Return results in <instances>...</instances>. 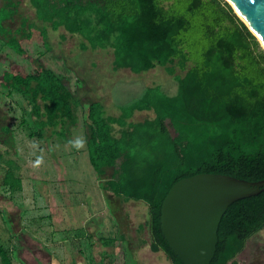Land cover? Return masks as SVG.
<instances>
[{"label":"trees","instance_id":"1","mask_svg":"<svg viewBox=\"0 0 264 264\" xmlns=\"http://www.w3.org/2000/svg\"><path fill=\"white\" fill-rule=\"evenodd\" d=\"M19 0H3L0 31L7 48L25 51L3 26ZM36 19L53 31L78 34L85 50H112V67L133 73L156 66L175 77V96L146 98L109 117L100 102L85 112L86 146L99 187L122 202H142L151 252L184 264L169 246L161 222L163 201L179 180L200 173L264 180V51L225 0H29ZM22 24L16 34L26 37ZM9 30V31H8ZM46 39L47 27L42 30ZM21 34V35H22ZM177 71L179 73H177ZM1 86L23 96L41 137L75 119L73 93L53 70L4 72ZM136 111L152 119L131 120ZM172 128L174 135L171 134ZM10 134V128H3ZM107 171H110L106 177ZM11 193L21 180L6 170L1 183ZM264 229V191L230 204L217 229L209 264H237L247 241ZM125 240V236L120 239ZM0 260L12 264L0 246Z\"/></svg>","mask_w":264,"mask_h":264},{"label":"rangeland","instance_id":"2","mask_svg":"<svg viewBox=\"0 0 264 264\" xmlns=\"http://www.w3.org/2000/svg\"><path fill=\"white\" fill-rule=\"evenodd\" d=\"M26 22L33 25V31L27 33L35 34L29 40L22 33L16 34ZM3 26L22 41L25 51L21 56L9 50L7 37L0 31V183L9 169L22 184V190L14 193L0 184V246L9 252L12 264L16 261L14 243L23 244L17 251L21 264H32L33 256L44 262L49 249H45L46 236L64 241V248L60 243L54 254L60 258L66 253L67 264H73L77 251L89 261L92 252L97 257L105 250L99 244L95 248L90 245L93 242L87 228L98 223H103V237L116 235L120 239V234H124L128 238L129 248L122 249L119 241L117 250L111 249L117 251L120 260L123 258V264H136L134 254L149 264H170L162 252L149 249L147 230L141 228L147 218V206L142 202H122L100 189L88 159L85 108L100 102L105 115L114 117L120 107L127 109L146 93L152 98L175 96V77L167 75L160 66L139 73L125 68L116 70L110 49L84 51L83 46H78V38L65 35L61 39L62 29L49 34L48 46L52 50L47 52L38 34L42 24L35 20L28 0L18 1L16 14ZM38 66L51 68L75 98V119L62 130L45 129L41 137L30 135L37 131L32 104L1 86L4 72L27 74ZM3 128H10V134ZM170 132L174 135L172 128ZM109 174L107 171L106 177ZM51 215L52 218L46 217ZM50 221L54 231L46 226ZM236 261L264 264V229L247 241ZM58 263L61 262L55 264Z\"/></svg>","mask_w":264,"mask_h":264},{"label":"water","instance_id":"3","mask_svg":"<svg viewBox=\"0 0 264 264\" xmlns=\"http://www.w3.org/2000/svg\"><path fill=\"white\" fill-rule=\"evenodd\" d=\"M264 51V0H225ZM264 191V180L249 182L227 175L200 173L177 181L161 209L164 236L184 264H209L217 229L227 207Z\"/></svg>","mask_w":264,"mask_h":264},{"label":"crops","instance_id":"4","mask_svg":"<svg viewBox=\"0 0 264 264\" xmlns=\"http://www.w3.org/2000/svg\"><path fill=\"white\" fill-rule=\"evenodd\" d=\"M28 2H29V0H28ZM30 4V3H29ZM30 6H31V4H30ZM31 8L33 9V12H34V15H35V10H34V8L31 6ZM35 20L36 21H38L37 19H36V17H35ZM41 23V22H40ZM42 24V26H41V29L43 28L44 29V27H47V35H46V39H44L43 37H42V30L41 29H39V31H38V34H39V36L41 37V39H42V41H43V46L45 47V48H47V52H51V50H52V48H51V46H48L49 45V43H48V36H49V34L50 33H52V32H56V31H53L50 27H48V26H46L45 24H43V23H41ZM27 26L28 27H30V30L31 31H33V25H30V24H27ZM27 27V28H28ZM60 29H62L61 31H62V33L60 34L61 35V39H64V37H65V35H69V36H74V37H76V38H78L79 39V43H78V46L80 45V46H85V45H87L86 44V42L83 40V38L80 36V35H78V34H74V35H70V34H68L65 30H64V28H59L58 30H60ZM57 30V31H58ZM30 34H32V37L30 36V37H27V39L26 40H29V39H32L33 38V36L35 35V34H33V33H31L30 32ZM19 43H20V45L22 46L23 45V43H22V41H20L19 40ZM86 51H90V49H88V50H86ZM111 53H112V50H111ZM44 68H48V67H44ZM49 69H51V68H49ZM52 70V69H51ZM129 70V69H128ZM130 71V70H129ZM131 72V71H130ZM64 83V82H63ZM101 105H102V103H101ZM88 107V106H87ZM86 107V108H87ZM102 107H103V109H104V106L102 105ZM86 108H85V110H86ZM104 111H105V109H104ZM147 112H149V113H147ZM106 114V113H105ZM119 114H120V110H119V112L118 113H116L115 114V116L114 117H118L119 116ZM111 117V116H110ZM154 117V114H153V112L152 111H136V112H134V114H133V116H132V118H131V120H133V121H138L139 119L138 118H142V119H140L139 121H143V120H145V118H147V119H152ZM85 125L87 126V124H86V122H85ZM16 177V176H15ZM16 178H18V177H16ZM47 218H52V215L51 216H46ZM99 225H101V226H99ZM102 225H103V223L101 224H97V225H93V224H91V225H89L88 226V228H87V231L89 232L88 233V237H90L91 239H92V242L93 243H91L90 245H91V247L92 248H95L98 244L100 245V246H102L105 250H103V251H101L100 252V254H99V256H97L96 257V255H94L93 254V252H92V255L90 256V260L88 261V258H86L84 255H81V253H79L78 251L75 253V259L73 260V264H121L122 262H123V258H121V260L119 259V257H118V255H117V251H114V250H111V249H116L117 250V247H118V242L120 241V243H121V248L122 249H127V248H129V244H128V238L123 234H120V236L121 237H123V236H125V240L124 239H119V237H115V236H113V237H111V235H109V236H107V237H103L102 235H101V233H102ZM46 226L48 227V229H50V230H52V231H54L55 230V227H54V223L52 222V221H50V224H46ZM49 230H47V232H48ZM53 232H50V234H52ZM15 235H18L17 233L15 234ZM20 237V236H19ZM82 239V238H81ZM80 239V240H81ZM90 239V240H91ZM115 239V241L113 242V240ZM46 245H45V249L49 246V249H46V251H47V255H46V258H45V261L43 262L42 260H39L38 259V257H34L33 256V258H32V261H33V263L32 264H55L56 262H61L62 264H67V257H66V253H65V256H63V254L60 256V258H58V256L56 255V254H54V253H56V251L55 250H57V247L59 246V244L61 243L62 244V246H63V248H64V241L63 240H61V241H54L53 240V237H51V238H48L47 236H46ZM49 242V243H48ZM23 244L21 243V244H13V246H12V248H13V250H14V252H16V261H15V264H16V262L17 263H19V264H21V257H19V256H17V251H19L20 249H21V246H22ZM98 245V246H99ZM17 247V248H16ZM66 252V251H65ZM131 252H133L132 250H131ZM157 253V252H156ZM49 255V256H48ZM76 256H77V259H76ZM134 256H135V262H136V264H149V262L148 261H146V262H144V261H141L140 259H139V257L138 256H136V254H134ZM133 256V257H134ZM165 256V255H164ZM57 257V258H56ZM57 259H60L59 261H57ZM167 259V258H166ZM168 260V259H167ZM169 261V260H168ZM13 262V261H12ZM61 263H58V264H61ZM123 264V263H122ZM171 264V263H170Z\"/></svg>","mask_w":264,"mask_h":264}]
</instances>
